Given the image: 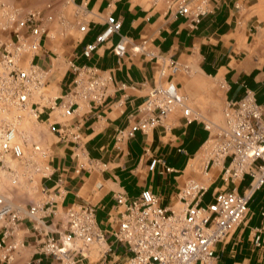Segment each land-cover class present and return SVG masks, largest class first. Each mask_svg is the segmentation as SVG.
Returning a JSON list of instances; mask_svg holds the SVG:
<instances>
[{
  "label": "built area",
  "instance_id": "2783aa9c",
  "mask_svg": "<svg viewBox=\"0 0 264 264\" xmlns=\"http://www.w3.org/2000/svg\"><path fill=\"white\" fill-rule=\"evenodd\" d=\"M136 1L146 3L151 10L163 5L164 16L173 21L185 19L190 30L195 31L228 0ZM72 7L77 32L83 39L99 23L91 20V11L80 0H51L41 9L0 3V177L14 188L38 192L26 206L0 192V251L10 261L14 253L25 248L20 232L28 222L30 232L42 242L40 253L55 264H81L90 258L93 247L100 248L104 264H117L114 259L119 247L127 256L120 264H219L217 245L246 221L253 195L264 186V106L246 88L241 100L226 103L222 126L204 124L212 133L200 161L205 181H188L179 190L173 207L163 206L158 196L145 189L135 198L123 193L115 195L116 208L103 226L98 221V208L92 204L71 205L62 211L70 170L55 166L51 148L36 142L25 122L39 123L48 113L51 118L46 126L58 142L74 145L75 165L71 172H104L107 164L89 157L82 123L74 119L86 107H104L112 89L124 90L128 86L117 84L111 73L69 59L66 64L70 85L62 94L49 90L54 69L50 54L43 48L49 39H55L52 30L57 21L70 24L66 9ZM123 24L110 11L103 31L83 46L80 57L91 59L100 47L121 35ZM129 45L128 39L122 37L113 47L115 55L119 59L126 57ZM132 52L158 62L160 81L138 107L136 120L117 131V150H122L139 132L165 126L168 117L177 111L188 124L202 121L177 84L168 80L169 71L187 75L189 66L157 53L148 37L133 44ZM130 87L136 89L135 85ZM159 165L162 173L174 172L159 158L151 160L149 170ZM246 177L250 184L243 193L236 187L226 188ZM214 179H220L224 188L213 194L212 201L204 203ZM47 182L53 186H47ZM261 233L258 230L255 236L256 247L262 246Z\"/></svg>",
  "mask_w": 264,
  "mask_h": 264
},
{
  "label": "crops",
  "instance_id": "0c3cea01",
  "mask_svg": "<svg viewBox=\"0 0 264 264\" xmlns=\"http://www.w3.org/2000/svg\"><path fill=\"white\" fill-rule=\"evenodd\" d=\"M7 1L29 7L38 3H48L51 0ZM81 1L91 11V20L97 18L100 21L98 27L96 25L89 35L75 40L66 60L74 59L80 65L97 67L111 73L117 84L125 83L128 86L124 90L112 89L104 107L88 109L85 106L84 113L76 115L74 119L75 123H82L83 141L89 157L107 164V170L74 175L71 172L75 165L74 145L56 140L50 148L55 166L70 170L66 180L68 195L61 206L62 211L71 205L92 204L98 208V221L103 226L110 211L116 208L117 194L123 193L135 198L140 196L143 190L150 189L160 198L163 206L173 207L177 204L179 190L188 181H205L200 173L201 164L195 165L198 155L189 159L183 168L181 165L175 167L164 161L167 166L174 169L172 173H162V165L154 171L149 170L151 160L159 158L152 155L151 148L156 140L161 141L164 136H168L167 133L173 132L179 122L177 115H170L165 126L148 133L139 132L122 150L116 149L117 131L129 127L136 120L138 107L147 98L149 90L160 81L158 62L134 54L132 45L139 44L142 39L148 37L152 40V48L157 53L189 66L190 73L187 75L169 71L168 80L177 84L180 93L188 98L190 107L198 115L220 116L228 101H239L244 97L246 88L251 89L256 95L258 104L264 106V0H228L222 3L214 14L206 17L195 31L190 30L185 19L173 21L164 16L163 5L151 10L149 5L136 0ZM110 11L123 20L121 35H116L110 43L100 47L91 59L80 57L83 46L94 41L103 31L104 19ZM122 37L128 39L130 45L126 57L119 59L113 47ZM46 52L49 54L48 50ZM68 80L70 85V76ZM130 85H135L136 89ZM65 91L61 90L60 93ZM120 102L123 103L122 106H119ZM180 114L186 126L197 123L205 128L206 121L188 124L181 112ZM49 117L48 113H44L40 122L46 125ZM205 130L208 131L206 128ZM206 143L207 141L201 149ZM95 148L102 151L105 149V155L111 149L110 157L119 161L118 163H125L129 157L134 160L139 150H143L144 157H147L149 162L147 170L152 175L151 181L141 190H131L125 185L122 187L123 191L118 190L111 181V176L106 174L110 170V164L101 158L104 154L91 153ZM187 170L193 171L197 177L177 181ZM249 184L250 178L246 177L238 184L226 188L236 187L240 193H243ZM46 185L51 187L53 183L47 182ZM220 188H224L222 181L212 180L204 203L212 201L213 194ZM17 190L29 200L26 202L13 199L21 205L30 204L38 196L36 190L26 188H17ZM211 190L213 194L209 199ZM249 209L246 221L224 243L217 245V251L221 256L219 264H264V186L253 195ZM29 226L28 222L25 223L20 232L21 239L26 242L25 248L14 253L10 261H7L4 253L0 251V264H55L51 258L40 253L42 242L30 232ZM258 230L262 231L261 247L254 245ZM119 249L124 251L123 247Z\"/></svg>",
  "mask_w": 264,
  "mask_h": 264
},
{
  "label": "rangeland",
  "instance_id": "374dc122",
  "mask_svg": "<svg viewBox=\"0 0 264 264\" xmlns=\"http://www.w3.org/2000/svg\"><path fill=\"white\" fill-rule=\"evenodd\" d=\"M1 2L21 8L33 7L37 9L44 8L47 4V2L43 4L38 3L35 6L28 7L11 4L7 0H0V3ZM74 9V7L66 9V16L70 24H62L57 21L53 25L52 31H54L53 35L55 36V39H49L46 46L43 48V52L48 50L52 58L54 74L51 81L52 85L49 90H52L54 93H60L61 90H66L69 86L68 76L70 74H66L68 69L66 58L68 54L71 53L75 40L77 38H81V35L77 32V26L73 18L75 14ZM92 21L99 23L100 20L92 18ZM174 115H177V119L179 120L177 126L171 134L167 133L168 136L163 135L164 137L161 141H155L153 147L151 148L152 155L162 158L165 162L171 164L172 166L175 165L176 167L181 165L182 168L187 164L189 159H193L194 156L198 155L195 165H200L201 163L199 162L203 157V149H201L202 145L211 139L212 133L206 131L202 124L196 123L192 126H186L181 118L180 112H176L173 116ZM202 120L214 126H222L224 124L223 113L220 116H202ZM26 127L30 129V133L34 137L35 141L44 146L53 147L54 142L57 140V138L51 133L50 129L43 123L31 122ZM41 137L42 139L40 140ZM110 150L111 149H109V152L106 153L107 155L104 154L105 149L102 151V149L99 148L91 150V153L95 152L100 154L101 152L104 154L101 158L110 164V170L106 174L111 176V181L115 184V187H117L118 190L123 191V185L131 190H141V188L145 187V185L151 181L152 175L149 174L147 170L149 162L147 161V157H144L145 152L143 150H139L138 154L134 156V160L129 157V159H126L125 163H118L119 161L113 160V158L110 157ZM185 151L188 154H186ZM196 177L197 174L193 173L191 170H187L183 177L177 181H183V179L188 180L189 178ZM0 192L17 201H29L27 200L28 198H26L27 196L20 195L17 188L12 187L7 180L2 179L1 177ZM212 192L213 191L211 190L209 193V199L212 198ZM116 254L117 255L114 260L117 264L125 261L127 256L124 251L118 249ZM89 257L90 258L88 260L83 261L81 264H104V258L102 257L99 247L91 248L89 251Z\"/></svg>",
  "mask_w": 264,
  "mask_h": 264
},
{
  "label": "bare ground",
  "instance_id": "6f19581e",
  "mask_svg": "<svg viewBox=\"0 0 264 264\" xmlns=\"http://www.w3.org/2000/svg\"><path fill=\"white\" fill-rule=\"evenodd\" d=\"M28 124H29V121H26L24 125H26V126H27Z\"/></svg>",
  "mask_w": 264,
  "mask_h": 264
}]
</instances>
